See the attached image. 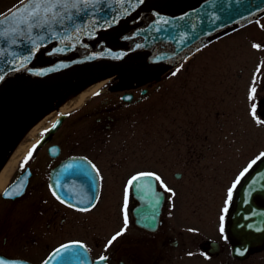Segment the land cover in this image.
<instances>
[{"label":"flooded vegetation","instance_id":"flooded-vegetation-1","mask_svg":"<svg viewBox=\"0 0 264 264\" xmlns=\"http://www.w3.org/2000/svg\"><path fill=\"white\" fill-rule=\"evenodd\" d=\"M117 81L132 82L136 87L143 83L137 75L119 71L110 76L99 92ZM142 90L145 96L148 89ZM125 91L133 92L131 100L111 101V96L104 94V100L98 101L97 92L82 105L59 115L20 156L0 189V254L30 264H44L63 243L79 241L88 249L93 264H264V243L246 248L243 240L231 232L235 195L221 221V216H207L208 212L198 206L190 209L188 196L165 191L161 186V181L165 186V179L160 178L156 180L157 189L164 193L160 209L144 207L143 180L137 185V192L128 181L141 172L154 173V164L143 162L141 156L134 164L118 161L123 160L117 155L124 149L112 152L108 147L109 130L117 122L114 111L143 98L135 100L136 91ZM261 113L264 115V111ZM34 145L31 158L25 162ZM75 156L86 162L62 169V163ZM79 165L87 172L78 171ZM177 177H182L181 172ZM57 182L63 194L74 193V185L77 198L80 196L86 202L91 197V187L97 185L98 193L84 205L56 193L65 201L61 203L53 195ZM151 182L147 181L148 185ZM18 185L22 186L19 195H4L6 189ZM126 190L127 230L106 248L107 241L124 227ZM158 197L155 195L151 207L157 205ZM256 201L264 205L263 197L256 196ZM86 206L89 211L78 210ZM102 255L107 257L106 261L99 259Z\"/></svg>","mask_w":264,"mask_h":264},{"label":"rangeland","instance_id":"rangeland-1","mask_svg":"<svg viewBox=\"0 0 264 264\" xmlns=\"http://www.w3.org/2000/svg\"><path fill=\"white\" fill-rule=\"evenodd\" d=\"M16 2L0 0V13ZM129 68L89 75L73 93L95 78L105 80L77 106L99 92L110 76ZM142 81L137 87L132 82L120 83L118 89L111 84L99 92L98 101L104 100V94L111 101H122L121 93L128 89L136 91L135 100L143 97L141 102L114 111L117 122L109 130L108 147L112 152L124 149L118 152L123 159L118 161L134 164L141 156L143 162L153 163V172L165 179L171 194L188 196L190 209L198 206L207 216L224 217L223 210L231 202L229 188L264 154V15L202 45L156 80ZM11 87L0 106V169L22 140L33 138L34 144L57 116L77 107L63 108L61 103L68 104L75 94L61 100L43 89L30 98L28 113L5 123L8 108L3 107L16 101L10 94L19 88ZM145 87L148 91L143 96ZM252 87L256 93L250 99ZM176 172L182 177H176Z\"/></svg>","mask_w":264,"mask_h":264},{"label":"water","instance_id":"water-1","mask_svg":"<svg viewBox=\"0 0 264 264\" xmlns=\"http://www.w3.org/2000/svg\"><path fill=\"white\" fill-rule=\"evenodd\" d=\"M18 7L19 2L3 14L10 17ZM88 11L89 16L78 21L80 31L57 29V38L45 35L44 40L36 41L40 47L33 48L34 54L22 52V45L0 39V106L14 84L21 88L32 79L102 61L129 63L140 67L141 74L163 72L202 43L264 14V0H96ZM130 97L132 93L124 94V98ZM84 162L82 157H72L62 169ZM137 182L134 181L135 191ZM155 185L154 181L150 186L143 183L142 188H147L142 192L147 210L158 211L163 201L160 192L157 205L151 207ZM54 189L69 201L90 203L77 198L74 185V193L63 194L62 186L54 185ZM96 191L97 185L91 187L89 195L94 196ZM258 195L264 198V156L245 175L236 192L229 227L243 240L244 247L264 243V206L256 202ZM65 244L71 247L59 254L55 251L44 264H93L82 244ZM0 264L29 263L0 256Z\"/></svg>","mask_w":264,"mask_h":264},{"label":"snow or ice","instance_id":"snow-or-ice-1","mask_svg":"<svg viewBox=\"0 0 264 264\" xmlns=\"http://www.w3.org/2000/svg\"><path fill=\"white\" fill-rule=\"evenodd\" d=\"M20 7L16 9L15 12L11 13V16L0 13V39L4 40L5 43H11L12 45L23 46L22 52H28L29 54H34L33 48L38 49L40 44L37 40H44L45 35L51 36L53 38L58 37L57 29L62 32H67L69 29L72 31H80L78 21H81L82 17L89 16V7L96 3V0H18ZM11 12V10H9ZM94 14V13H93ZM106 19V18H105ZM111 22V21H106ZM33 30H35L36 35L33 36ZM258 47V46H257ZM27 59V57H24ZM175 75V73H173ZM3 79V76H0ZM256 93V88L252 87L250 89V99H253ZM253 115L256 114V105L252 106ZM29 151L28 156L25 157V162L31 158L32 151ZM264 155V154H262ZM256 161H252L249 164L251 168L252 164ZM72 165H68V168H72ZM94 169L95 166L91 165ZM77 170L81 172H87V168L83 165L77 166ZM248 168L244 169L237 177V180L233 183L232 187L228 190V201L232 199V192L236 187V184L240 182V179L247 173ZM141 177H154L155 180L160 181V177L152 172H141L138 175L133 176L129 181L128 185L131 186L133 181H138ZM161 186L165 187V191H171L166 186L163 185L161 181ZM56 187H60L57 182ZM22 191V186H16L12 189H6L4 195L7 197H12L14 195H19ZM53 195L56 196L57 200L61 203L65 201L61 199L60 196L56 195L53 191ZM95 199L94 196L89 197V202ZM72 205L69 204V207ZM94 207V205H91ZM124 227L117 232L107 241L106 248L110 247L114 241H116L120 236L124 234L127 230L128 225V215H127V190L125 191V202H124ZM79 211H89L90 207H81ZM224 212H227V208H224ZM154 219V218H153ZM221 221H223V216H221ZM221 232H223V223H221ZM71 245L65 244L61 248L56 249V254L61 253V251L67 250ZM242 254V253H241ZM101 261H106V256H100Z\"/></svg>","mask_w":264,"mask_h":264},{"label":"bare ground","instance_id":"bare-ground-1","mask_svg":"<svg viewBox=\"0 0 264 264\" xmlns=\"http://www.w3.org/2000/svg\"><path fill=\"white\" fill-rule=\"evenodd\" d=\"M189 55L190 53L184 55L178 59L176 63L188 57ZM129 66L135 65L124 62L102 61L75 67L47 78L32 79L28 81L23 87L19 88L18 91H11L12 94H10V99L16 97V101H14L9 107H7L8 105H4L3 108H5V106L6 109L8 108V117L5 119V123H12L14 120H16V115L20 113H28V111L31 110L30 98H33L34 93L41 92L44 89L53 93L55 95V99L61 98V100H66L75 94V96L71 97L72 99L68 102V104L64 103V101L61 103L64 104L63 108L70 107L71 105L77 106L105 80L104 77L95 78L88 82L80 91L73 93L78 84H80L85 78L91 74L107 73L111 69ZM32 140L33 138L27 139L19 147H17L15 152L10 157L11 159H9L2 169H0V189L3 188V186L8 181L10 175L18 164L20 156L26 152L28 147L32 144Z\"/></svg>","mask_w":264,"mask_h":264}]
</instances>
